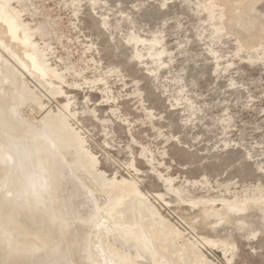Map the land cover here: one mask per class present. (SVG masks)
Listing matches in <instances>:
<instances>
[{
	"label": "rangeland",
	"instance_id": "1",
	"mask_svg": "<svg viewBox=\"0 0 264 264\" xmlns=\"http://www.w3.org/2000/svg\"><path fill=\"white\" fill-rule=\"evenodd\" d=\"M6 1L27 31L38 67L18 61L22 47L8 41L0 20V65L17 71L33 98L15 104L9 98L12 87L3 84L0 74V264H23L29 256L31 264H90L91 259L122 264L129 253L118 254L110 242L111 232L119 228L113 227L114 213L126 205L139 213L143 204L151 206L150 211L144 206V220L150 219L147 229L156 224L155 233L149 229L139 239L138 229L147 223L140 221L141 213L126 229L142 238H133L139 244L146 240L155 250L163 248L166 262L180 249L173 264L182 262L180 256L186 257L184 264H264V0ZM42 115L63 122L80 142L78 149L65 148L68 165L55 168L61 161L50 155L54 164L48 167L56 173L49 168L53 178L44 185L56 190L45 187L40 199L29 185L44 168L41 155H19L18 149L21 143L30 144L22 127L46 124ZM8 140L13 143L6 145ZM86 158L104 177L102 185L115 180L134 188L111 212L113 218L95 209L97 202L107 206L108 198L99 185L81 176L77 160ZM47 204L53 208L49 212ZM34 205L39 212L30 209ZM10 225L20 230L18 234L14 228L22 240ZM33 241L43 242V248L36 249ZM172 244L177 249L168 248ZM27 247H32L30 253ZM184 247L188 256L181 253ZM21 250L26 259L16 256ZM155 259L149 263L167 264Z\"/></svg>",
	"mask_w": 264,
	"mask_h": 264
},
{
	"label": "bare ground",
	"instance_id": "2",
	"mask_svg": "<svg viewBox=\"0 0 264 264\" xmlns=\"http://www.w3.org/2000/svg\"><path fill=\"white\" fill-rule=\"evenodd\" d=\"M248 1V0H247ZM249 1H251V0H249ZM227 3V2H226ZM7 4H8V2L6 1V0H0V6H2L3 7V9H2V7H1V9H0V20H3V24H4V26L3 27H5L4 29H5V35L7 34V36H8V41H9V39L10 40H12L13 41V43L15 42H17L18 43V45H20L21 47H22V54H20V52L18 51L17 53H19L18 55L20 56L19 58H18V56H17V58H18V61H19V59L21 60L20 62H22V65H24V67H26L27 66V61H29L30 62V64L28 65V67H30V68H33V69H37V67H38V64L34 61V58H33V51H34V47L32 46V44L28 41V38H29V36H28V34H27V31L24 29V27H22V25L17 21V17H16V15H14L13 13H12V11L11 10H9L8 9V7H7ZM255 5V4H254ZM4 6H6V9L4 8ZM224 6H227L226 4L224 5ZM252 6V5H251ZM237 7V6H236ZM225 8V7H224ZM238 8V7H237ZM5 9V10H4ZM225 13V12H224ZM224 15V14H223ZM232 15V14H231ZM235 16V15H234ZM225 17V16H224ZM231 17V16H230ZM232 17H233V15H232ZM231 17V18H232ZM239 17V16H238ZM234 18V17H233ZM236 18V17H235ZM230 19V18H229ZM224 20V19H223ZM234 21L236 20V19H233ZM229 21H231V20H229ZM1 22V21H0ZM233 22V21H232ZM0 25H1V23H0ZM226 25V24H225ZM1 27V26H0ZM2 27V28H3ZM227 27V26H226ZM228 28V27H227ZM19 30H21V31H19ZM3 33H4V31H3ZM2 35H4V34H1V36ZM6 36V37H7ZM4 37V36H3ZM5 39V38H4ZM3 39V40H4ZM1 40V39H0ZM2 42V41H1ZM0 42V43H1ZM4 42V41H3ZM5 42H6V40H5ZM5 42L4 43H2L3 45L5 44ZM11 44V45H14V44ZM9 44V45H10ZM6 45V44H5ZM4 45V46H5ZM10 45V46H11ZM14 46H16V45H14ZM6 47V46H5ZM4 47V48H5ZM8 47V46H7ZM18 47V46H17ZM15 49V48H14ZM19 49V48H18ZM17 48H16V51L18 50ZM21 49V48H20ZM12 52V51H11ZM13 53V52H12ZM16 53V54H17ZM4 56V55H3ZM16 58V59H17ZM7 59V58H6ZM13 59H15V58H13ZM3 60V59H2ZM17 61V60H16ZM12 63V62H11ZM4 64V63H3ZM0 65V74L2 75L3 74V78L7 81H5L3 84H5V83H9L10 85H11V87H12V93H11V95L9 96V98H10V100L11 101H13V102H15V104H17V105H19V104H22L23 105V102H25L27 99H33L32 98V96H29V94L31 95V93L32 92H28L27 90H26V86L24 87V85L25 84H23V82L21 81V80H19V79H17V71H13V70H11V66L9 67V66H7V65ZM20 65H21V63H20ZM22 67V66H21ZM24 67H23V69H24ZM26 69V68H25ZM1 70H3L2 72H1ZM19 72V71H18ZM1 77V76H0ZM1 77V78H2ZM20 78V77H19ZM3 87V86H2ZM1 94H2V92H1ZM30 98H29V97ZM28 97V98H27ZM27 98V99H26ZM35 99V98H34ZM4 100H6V98L4 99ZM10 100H7L8 102L10 101ZM35 100H37V99H35ZM5 104V103H4ZM3 105V104H2ZM2 105H0V109H2ZM9 106V105H8ZM12 109V108H11ZM61 110V109H60ZM13 111V110H12ZM46 111V110H45ZM49 111V110H48ZM47 111V112H48ZM47 112H46V114H47ZM1 113V112H0ZM50 113V112H49ZM61 113H63L62 111H61ZM51 114V113H50ZM49 114V115H50ZM64 114V113H63ZM64 115H67V114H64ZM63 115V116H64ZM43 116V118H42V120H47V122H46V124H42L44 121H42V123L40 124L39 122V124H37V125H29V126H23L22 127V134H23V139L24 140H27V141H29V143L30 144H28V143H21V145L19 146V149H18V154L19 155H23V156H26L27 154H29V153H36L37 155H41V160H40V158H39V160H40V162H42V163H40V166L42 165L44 168H42L41 167V174H40V176H36V177H34L32 180H31V182H30V187L31 188H29V186L27 187V188H29V190H30V192H31V194H34V196H38L37 198H39L40 197V199L42 198V196H43V194L42 195H40L41 193H42V191H44L45 192V189L46 188H48V187H46L45 185H48V183H47V181L49 182V180H50V178H51V176L53 175L52 173H51V175H50V173L48 172V170H49V168H51V169H53L56 165H61L62 163H64L65 165H68L69 164V162H70V160L68 161L67 160V158H66V156L64 155L65 154V151H68V150H65V148L67 147V148H69V146H73V147H76L77 149H78V145H79V142H80V140H78L76 137V140L75 139H73V138H71L70 137V133L72 132L71 131V129L68 127V126H66L63 122H61V121H57L56 119V121L54 122V121H52L51 122V120H49L48 121V115L47 116H45V115H42ZM44 116H45V118H47V119H44ZM68 116V115H67ZM66 116V117H67ZM50 118H53V116H50ZM54 118H56V116L54 117ZM63 119H64V117H63ZM61 120V119H60ZM40 121H41V119H40ZM66 121V120H65ZM23 123V122H22ZM45 123V122H44ZM67 124V123H66ZM76 135V134H75ZM72 136V135H71ZM16 140V139H15ZM79 142H78V141ZM12 144L13 143V141L12 140H8L7 141V144L6 145H8V144ZM14 145V144H13ZM12 146V145H11ZM76 148H74L75 149V152L77 151L76 150ZM80 148H81V146H80ZM2 149V148H1ZM70 149H72L71 147L69 148V150ZM13 150V149H12ZM2 151H3V149H2ZM74 151V150H73ZM34 153V154H35ZM80 153H82V151L80 152ZM75 154H78V153H75ZM50 155L52 156V155H54V156H56L54 159L56 160V158H57V160L58 161H61V163L60 164H58V163H55V165H54V167L52 168V167H48V165H50L51 166V164H54V161H52V163H51V161H50V159L49 158H52V157H50ZM53 156V157H54ZM75 156H78V155H75ZM80 156V155H79ZM78 156V157H79ZM34 157V156H33ZM77 157V158H78ZM84 157V156H83ZM82 157V158H83ZM11 158V157H10ZM66 158V159H65ZM81 158V157H80ZM87 159V160H86ZM86 159H84V160H82V159H79V160H77L79 163H80V165H79V167H81L82 168V171H83V173L81 174V176H83L84 178H88L90 181H91V183L92 184H94L95 186H96V184L97 185H99L98 186V188L100 187L101 189H102V191L101 192H103V194L105 193V195H106V198H108V199H106V200H108V205L106 206V205H104L103 207H106V208H103L102 207V205L99 203L98 204V202H97V208L95 207V209H97V211L98 212H100V210L101 211H105L104 213L105 214H107V216H105V218L106 217H111L110 215L111 214H113L114 212L113 211H115V209H116V207L122 202V199L124 198V197H126V196H128V195H130V194H133L134 193V188H133V186L131 185V184H129V183H127V182H117V181H115V180H111V181H107L104 185H102V182L104 181V177H102V175L100 174V173H97L96 172V170L94 169V165H93V162H92V160H90L89 158H86ZM9 160V159H8ZM31 160V159H30ZM53 160V159H52ZM56 160V161H57ZM35 161H37L36 159H35ZM57 161V162H58ZM76 161V160H75ZM75 162V166H76V163H78V162ZM31 162V161H30ZM39 163V162H38ZM51 163V164H50ZM72 164H73V162H71ZM13 164V163H12ZM71 164V165H72ZM33 165V164H32ZM44 165H47V169L45 168V166ZM37 166V165H36ZM73 167H74V165H72ZM72 166H71V168H72ZM14 167V166H13ZM78 167V168H79ZM55 168H58V166H56ZM54 168V169H55ZM81 168H79V169H81ZM43 169V170H42ZM53 169V170H54ZM76 169V168H75ZM38 170V169H37ZM45 170V171H44ZM15 171H16V169H15ZM55 171V170H54ZM72 173H73V175L76 173L75 172V170L74 169H71L70 170ZM76 171H77V169H76ZM81 171V172H82ZM50 172H51V170H50ZM34 173H35V171H34ZM54 173H56V171L54 172ZM38 174V173H37ZM48 175H50V176H48ZM59 176H62V174H60L59 173ZM50 177V178H49ZM76 177V180L77 181H79V183H81L82 185H83V189L84 190H86V189H89V187L86 185V184H84L83 182H80V180H81V178L79 177V176H75ZM49 178V179H48ZM52 178H53V176H52ZM25 180V179H24ZM52 181V183L54 184L55 183V181H54V179H51ZM64 180V179H63ZM20 181V180H19ZM46 183V184H45ZM45 184V185H44ZM49 184H51V183H49ZM52 184V185H53ZM76 185V184H75ZM51 185H49V190L51 189V187H50ZM46 187V188H45ZM53 189H51L50 191H51V193H53L55 190H56V187L54 186V187H52ZM54 188H55V190H54ZM26 189V188H25ZM47 191V190H46ZM49 191V192H50ZM100 191V190H99ZM43 192V193H44ZM22 193H24V192H22ZM46 193V192H45ZM50 193V194H51ZM48 194V193H47ZM40 195V196H39ZM21 196V195H20ZM34 196H32V197H34ZM51 198H54V199H51L52 201L50 202V203H52V207L54 208L55 207V205L56 206H58V204L57 203H55V205H53V203H54V201L53 200H55L56 198L55 197H52V196H50ZM130 198V200H131V198H132V200H133V198L134 197H129ZM32 200H33V198H32ZM31 200V201H32ZM30 201V202H31ZM49 201L50 200H47L46 202H48L49 203ZM95 201H97V199L96 200H94V203H96ZM125 201V200H124ZM55 202H57V200H55ZM126 202V201H125ZM131 202V201H130ZM139 203H140V201H138ZM49 203V204H50ZM59 203V202H58ZM93 203V204H94ZM124 203V202H123ZM129 203V202H128ZM131 203H133V202H131ZM135 203V202H134ZM133 203V204H134ZM139 203H138V205H139ZM140 204H142V203H140ZM20 205H21V203H20ZM20 205H19V207H20ZM28 205V204H27ZM32 205V204H31ZM48 205V204H47ZM130 205V204H129ZM135 205V204H134ZM147 206L148 204H143L142 206V210H143V208H144V211H142V212H139V213H141V222L142 221H144V223H146V221H147V223H146V225L145 226H143L142 225V223L140 222V223H138V222H136V223H138L139 225H142L143 227L141 228V227H139V231H138V235L137 236H139V239H140V237H142V238H144L145 239V236L148 234V233H151V232H148L149 231V229H150V227H148L149 229H147V227L146 226H148L147 224H148V221L150 220V219H147L146 221L144 220L147 216V211L145 210V208L146 207H144V206ZM12 206H14V204L12 205ZM12 206H8L10 209H12L13 207ZM49 206L51 207V205H48V208H46V210H48V209H51V208H49ZM94 206H95V204H94ZM136 206V205H135ZM17 207V206H16ZM24 207V206H23ZM22 207V208H23ZM26 207V206H25ZM28 207H30V203H29V205H28ZM27 207V208H28ZM45 207H47V206H45ZM44 207V208H45ZM141 207V206H140ZM148 207V206H147ZM33 208V210L35 209V208H37V207H35V205H34V207H32L31 206V208L30 209H32ZM43 208V209H44ZM52 208V209H53ZM55 208H57V207H55ZM120 208V207H119ZM123 209H121V211H119L118 213H114V217H115V214H116V216L117 217H115L116 218V220L114 219V221H115V223L116 224H114V228H117V227H119V228H117V229H115L114 230V232L112 233L111 232V234H110V242L114 245V250H115V248L117 249V251L116 252H118V254L120 253V251H121V253H124V254H126V253H129V254H126V255H128V257H126V259H125V256L122 254V255H120V256H124V259L126 260L125 262H124V260H123V262L121 261V263L123 264H150L149 262H150V260H153V259H157L158 261L159 260H163L162 259V257L161 256H163V253L165 254V250H163V248H162V250H161V248H160V246H158V249L157 250H159V248H160V250L161 251H164V252H162L161 253V251L159 252V253H161V255H159V253L157 252L156 253V251L157 250H155L156 248L155 247H152V245H150V244H148V243H145V242H148V241H146V240H144V242H141L140 244H139V242L142 240V238H141V240L139 241L137 238V240L139 241V242H137V241H135L136 239H135V236L133 237V236H131L132 234H131V229H130V231L129 230H127V229H129V228H132V226L134 225V223H135V221H137V218H138V215H139V217H140V214L138 213V211H137V209H135V208H133V207H128L127 208V205H126V208L123 206L122 207ZM138 208H139V206H138ZM149 208H151V206L150 207H148L147 209H148V211H150L149 210ZM8 209V208H7ZM7 210V214H8V212L10 211V213L12 212V210ZM20 209V208H19ZM39 209V208H38ZM38 209H35V211L37 210L38 212L40 211V209L38 210ZM58 209H60V207L58 208ZM152 209H154L153 207H152ZM228 209V208H227ZM21 210V209H20ZM25 210V209H24ZM27 210V209H26ZM45 210V209H44ZM118 210H120V209H118ZM138 210H140V208L138 209ZM14 211V210H13ZM18 211V209L17 210H15L14 212L15 213H18L17 212ZM29 211V210H28ZM43 210H41V212H42ZM116 211H117V209H116ZM115 211V212H116ZM23 212V211H22ZM32 212V211H31ZM40 212V213H41ZM45 211H43V213H44ZM48 212H49V210H48ZM103 212H101V213H103ZM111 212H113V213H111ZM151 212H153V211H151ZM228 212V211H227ZM236 212V211H235ZM33 213V212H32ZM35 213V212H34ZM43 213H41L42 215H44L45 216V214H43ZM46 213V212H45ZM54 213H55V211H54ZM53 213V214H54ZM56 213H58V210H57V212ZM59 213H61L60 211H59ZM6 214V215H7ZM13 214V213H12ZM11 214V215H12ZM39 214V213H38ZM104 214V215H105ZM152 215L154 214V213H151ZM150 214V215H151ZM10 215V214H9ZM11 215H10V217H11ZM30 215V214H29ZM42 215H40V216H42ZM47 215V214H46ZM103 215V216H104ZM151 215V216H152ZM15 216V215H14ZM13 216V217H14ZM60 216V215H59ZM58 216V217H59ZM92 216V215H91ZM145 216V217H144ZM46 217V216H45ZM49 217V216H48ZM47 217V218H48ZM61 217V216H60ZM93 217V216H92ZM91 217V218H92ZM142 217H144V218H142ZM153 217V216H152ZM155 217V216H154ZM153 217V218H154ZM12 218V217H11ZM104 218V219H105ZM111 218H113V216L111 217ZM59 219H61L62 220V217L61 218H59ZM92 219H95V218H92ZM108 219V218H107ZM143 219V220H142ZM12 220H13V218H12ZM52 220V219H51ZM54 220V219H53ZM52 220V221H53ZM58 220V219H57ZM90 220V219H89ZM89 220H87L88 222H89ZM108 220H111L110 218L108 219ZM54 221H56V220H54ZM107 221V220H106ZM15 221H13V223H14ZM50 223H51V221H49ZM108 222V221H107ZM111 222V221H110ZM153 224H155V222H154V220H152L151 221ZM151 222H150V224H151ZM10 223H12V222H10ZM12 223V224H13ZM19 223V222H18ZM85 223V222H84ZM95 223V222H94ZM112 223H113V219H112ZM20 224V223H19ZM86 224H88V223H86ZM110 224V223H109ZM149 224V225H150ZM13 225H15V224H13ZM13 225H10V231L11 230H13L14 232L17 230V227L16 226H14L13 227V229H12V226ZM64 225H66V224H64ZM62 226V227H66V226ZM156 225V224H155ZM154 225V226H155ZM158 225H160V228H161V224L160 223H158L157 224V226ZM20 226V225H19ZM22 226V225H21ZM90 226V225H89ZM125 227V229H126V227H127V229H126V231L125 230H123L122 229V227ZM154 226H152V230H153V227ZM168 226H170V225H168ZM24 227V226H23ZM137 227H138V225H137ZM165 227H167V226H165ZM14 228H16V230L14 229ZM22 228V227H21ZM52 228V227H51ZM59 228H61V227H59ZM155 228V227H154ZM159 228V227H158ZM158 228H156V230L158 229ZM160 228H159V230L157 231V232H159L160 231ZM168 228V227H167ZM171 228H173V227H171ZM170 228V229H171ZM20 229V228H19ZM23 229V228H22ZM49 229V228H48ZM48 229H47V231H48ZM133 229H135L134 227H133ZM133 229H132V231H133ZM161 229H163V230H165V228H164V226H162V228ZM60 230H62V228L60 229ZM60 230H58V232H60ZM151 230V229H150ZM151 230V231H152ZM155 230V229H154ZM171 230H173V229H171ZM4 231V230H3ZM9 231V232H10ZM12 231V232H13ZM18 231H20V230H17V232ZM25 231V230H24ZM50 231L51 230H49V232H47V234H45L44 236L46 237L49 233H50ZM116 231H118V232H116ZM136 231H137V228H136ZM136 231H134L133 233H135V235H136ZM165 231H167V229L165 230ZM170 231V230H169ZM175 231H176V229H175ZM22 232H23V230H22ZM53 232V231H52ZM63 231H61L60 233H62ZM156 232V234H158ZM164 232V231H163ZM21 233V232H20ZM152 233H155V232H153L152 231ZM171 233V232H170ZM177 233V232H176ZM10 234V237H11V234L12 233H9ZM14 235H17L18 236V238H20V235H18L19 234V232H18V234L15 232V233H13ZM23 234V233H22ZM35 234V233H34ZM129 234H131V235H129ZM160 234H162L161 233V231H160ZM166 234V233H165ZM168 234V233H167ZM24 235V234H23ZM37 235V234H36ZM36 235H33V240H34V237L36 236ZM151 235V238H152V234H150ZM172 235H173V232H172ZM174 235H176V234H174ZM16 236V237H17ZM25 236V235H24ZM23 236V237H24ZM30 237H32L31 235H29ZM28 236V237H29ZM42 236V235H41ZM44 236H42V238L44 237ZM49 236V235H48ZM159 236V238H160V235H158ZM158 236H157V238H156V236H154V239H157L158 240V243L160 242L159 241V239H158ZM169 237V235L167 236V235H161V237ZM22 237V236H21ZM22 237V238H23ZM148 237H150L149 235H148ZM147 237V239H149ZM163 237V238H164ZM173 237H175V236H173ZM177 237V236H176ZM175 237V238H176ZM17 238V239H18ZM36 238V237H35ZM39 238H40V236H39ZM38 238V239H39ZM135 240H134V239ZM150 238V239H151ZM21 239V238H20ZM43 239H45V238H43ZM43 239H40V240H42L43 241ZM153 239V240H154ZM166 240H167V238H165ZM22 240V239H21ZM23 240H24V238H23ZM39 240V241H40ZM149 240V242L150 241H152V242H157L156 240ZM169 240V239H168ZM171 240V239H170ZM20 241V240H19ZM38 241V242H39ZM41 241V242H42ZM161 241H165L164 239L163 240H161ZM23 242V241H22ZM21 242V243H22ZM34 242V244H35V242L36 241H33ZM152 242H150V243H152ZM154 242V243H155ZM16 243V242H15ZM29 243H31V242H29ZM45 243H46V241H45ZM163 243V242H162ZM162 243H159L160 245L162 244ZM165 243H166V241H165ZM165 243H163V245L162 246H165L164 244ZM170 243H172V241L170 242ZM199 243V242H198ZM17 244H19V246H21L22 244H20L18 241H17ZM17 244H15L14 246H16ZM38 243L36 242V245H37ZM41 244H43V242L41 243ZM40 244V242H39V244L37 245V247H36V249H38V246H41L42 248H43V245H41ZM153 244V243H152ZM168 244H169V242H168ZM176 244V243H175ZM32 245V247H33V244H31ZM30 245V246H31ZM45 245V244H44ZM110 245V244H109ZM19 246H17V247H19ZM107 246H108V244H107ZM107 246H105L106 248H107ZM167 246V245H166ZM169 246H171V247H168V248H170V249H172V247L174 248L175 246H174V244H172V245H169ZM32 247L31 248H29L28 249V247H27V249H28V251L30 250V249H32ZM56 247V246H55ZM58 247V246H57ZM110 247V246H109ZM34 248V247H33ZM59 248V247H58ZM57 248V249H58ZM111 248H112V246H111ZM176 248V247H175ZM185 248V247H184ZM26 249V250H27ZM56 249V248H55ZM177 249V248H176ZM194 249V248H193ZM193 249L191 250V252L193 251ZM25 250V249H24ZM39 250H40V248H39ZM88 250V249H87ZM110 250V249H109ZM167 250V249H166ZM173 250V249H172ZM178 250V249H177ZM177 250H174V254L176 255V253L175 252H177ZM180 250V249H179ZM179 250H178V252H179ZM182 250V249H181ZM28 251H27V253H28ZM32 251V250H31ZM38 251V250H37ZM171 251V250H170ZM184 251L185 252H187V250H186V248H185V250L183 249V251H181V253H183V256H186L187 254H185L184 255ZM198 250H195L194 249V253L195 252H197ZM169 252V251H168ZM168 252H166V255H168L169 256V254H170V252H169V254H168ZM172 252V251H171ZM26 252H24L23 250H21V251H19V253H16V256L18 255L21 259H23V258H27L28 256H26V257H24L25 255H28V254H25ZM29 253H30V251H29ZM32 253V252H31ZM34 253V252H33ZM32 253V254H33ZM193 253V252H192ZM193 253V254H194ZM197 253H199V252H197ZM32 254H29V255H32ZM172 254L173 253H171V255H170V257H169V260H170V262H166L165 260H163V261H161V262H166L167 264H171L174 260H172L171 261V259H175L176 258V256H175V258H174V256H172ZM48 256H50L49 258L50 259H53L52 257H51V254H47ZM131 255H133L134 256V258H132V256ZM182 255V254H181ZM196 255H198V254H195V256L193 257V258H195L196 257ZM199 255H200V253H199ZM47 256V257H48ZM63 256H64V254H63ZM168 256H166V257H168ZM171 256L173 257V258H171ZM178 256H180V255H178ZM188 256V255H187ZM202 255H200V257H201ZM14 257H15V254H14ZM181 257V256H180ZM179 257V260L180 261H182L181 263H183V260L184 259H186V257L184 258L183 257V260H181L182 258H180ZM13 258V257H12ZM17 258V257H16ZM16 258H13L12 260H14L13 262H16ZM32 257H30L29 256V259H31ZM46 258V257H45ZM47 259L48 261L50 260V259ZM24 259V260H25ZM28 258H27V260H25V263L27 264V263H30L31 264V261L30 262H28V260H29ZM57 259V258H56ZM55 259V260H56ZM156 259H155V262H156ZM197 259H199V258H197ZM139 260H141V261H139ZM178 260V259H177ZM195 260V259H194ZM17 261H21L19 258L17 259ZM38 260H36V262H37ZM46 260H44V262H45ZM51 261V260H50ZM53 261V260H52ZM51 261V262H52ZM58 261H59V258H58ZM179 261V262H180ZM185 261V260H184ZM195 261H197V260H195ZM22 262V261H21ZM20 262V263H21ZM33 262H34V260H33ZM54 262H56V261H54ZM177 261H175L174 262V264L176 263ZM17 263V262H16ZM24 263V261H23V264H25ZM35 263V262H34ZM33 263V264H34ZM37 263H40V261L39 262H37ZM37 263H35V264H37ZM91 263H92V259H91ZM90 263V264H91ZM94 264L96 263V262H93ZM92 263V264H93ZM119 263V260H118V262H117V264ZM180 263V264H181ZM188 264H189V262H187ZM186 263V264H187ZM191 263V262H190ZM192 263H194V262H192ZM198 263V262H197ZM202 263V262H201ZM11 264H13V263H11ZM18 264H19V262H18ZM59 264V263H58ZM98 264V263H97ZM120 264V263H119ZM156 264V263H155ZM173 264V263H172ZM176 264H179V263H176ZM184 264V263H183ZM194 264H196V262L194 263Z\"/></svg>",
	"mask_w": 264,
	"mask_h": 264
}]
</instances>
